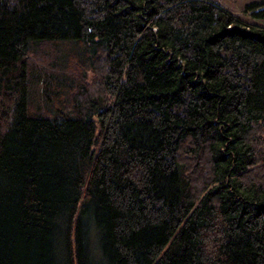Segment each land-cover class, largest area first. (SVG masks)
<instances>
[{"label":"trees","instance_id":"obj_1","mask_svg":"<svg viewBox=\"0 0 264 264\" xmlns=\"http://www.w3.org/2000/svg\"><path fill=\"white\" fill-rule=\"evenodd\" d=\"M0 264H264V26L0 0Z\"/></svg>","mask_w":264,"mask_h":264},{"label":"rangeland","instance_id":"obj_2","mask_svg":"<svg viewBox=\"0 0 264 264\" xmlns=\"http://www.w3.org/2000/svg\"><path fill=\"white\" fill-rule=\"evenodd\" d=\"M232 11L241 15V17L247 22H256L264 26V18H255L250 15L249 12H245L243 7L246 3L255 1V0H217Z\"/></svg>","mask_w":264,"mask_h":264}]
</instances>
